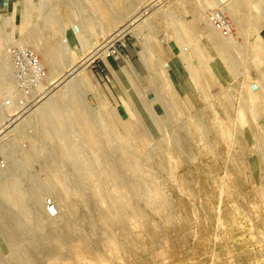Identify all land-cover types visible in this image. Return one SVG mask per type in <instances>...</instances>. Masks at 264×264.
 I'll list each match as a JSON object with an SVG mask.
<instances>
[{
  "label": "rangeland",
  "instance_id": "obj_1",
  "mask_svg": "<svg viewBox=\"0 0 264 264\" xmlns=\"http://www.w3.org/2000/svg\"><path fill=\"white\" fill-rule=\"evenodd\" d=\"M263 3L0 0V126L15 113L1 102L20 95L10 50L26 43L44 64V87L76 69L49 95L95 171L75 173L40 114L1 134L0 188L25 179L28 217L0 195V264H264ZM217 7L234 37L205 19ZM210 31L222 62L208 60L217 58ZM123 34L127 45L106 57ZM95 46L101 52L80 65ZM118 157L134 191L112 176Z\"/></svg>",
  "mask_w": 264,
  "mask_h": 264
},
{
  "label": "bare ground",
  "instance_id": "obj_2",
  "mask_svg": "<svg viewBox=\"0 0 264 264\" xmlns=\"http://www.w3.org/2000/svg\"><path fill=\"white\" fill-rule=\"evenodd\" d=\"M260 7H263V11L260 13V17H259L258 21L261 24V26H263V24H264V3ZM121 28H123V26H120V29ZM123 29H125V28H123ZM120 31H122V30H120ZM206 31H208V30H205V32ZM209 33H210V36L211 37H210V40L209 39L208 40L211 42L212 47H214V49H215V51L217 53V58H213V57L209 56L208 60L210 62L211 59H217L218 61L222 62L224 60V58H225V57L223 58V56L227 54L226 51H225V48L223 47V43H222V41L220 39H216L215 35L212 34L213 32L210 31ZM208 35L209 34H207V37H208ZM108 39H111V38H108ZM0 47H1V45H0ZM259 47H261V46H259ZM102 48H103V46H101V47L98 46V47L94 48L93 50H91L89 53H87L81 59L80 65H83L90 58L96 56L99 52H101ZM206 53H209V51L206 52ZM209 55H210V53H209ZM174 63L176 64L177 63V60H174ZM75 70H76L75 68H72L67 74H64V75L60 76L56 80H53V81L51 80V81L48 82V84L45 87L43 86V90H42L41 94L37 97V99H35V102L32 105L39 104V102H41L45 97H46V99L44 101H42L35 109H33L32 111H30L32 109L31 108L32 105H30L27 108H25V110H20V111L18 110L17 112H15L13 114H10L8 116V118L5 119V123L0 126V137H1V134H3L15 122L22 121V120L26 119L27 117H29L32 114H36V113L37 114H40V117L43 120L42 123L45 126L48 125L49 128H50V130H51V132L53 134H56L57 136H59L66 143V145H67L66 150L65 151H62V154L65 155L68 158L74 159V162L72 164H73L75 173L79 177L85 176V174H88V175H91V176H95V171L92 168L91 163L85 161L89 157L88 156L86 157L84 155L83 156L80 155V150H78L77 148L71 146V142H70V138L68 136V133L65 132V130H63V124H64L63 123V120L64 119H63V116L61 115V111H60V108H59L58 100L56 101L55 100L56 98L54 99L53 98V95H49L51 92H53V90H55L58 86H60L61 83H63L65 80H67L70 75L74 74V71ZM188 70L191 72L194 81L197 84H200V78H199V75H198L195 67L194 66L193 67H189ZM82 72H84V70ZM174 77L179 81V77H178V74H177V71H176L175 68H174ZM83 80H85V79H83ZM85 81H87V79ZM75 85L76 84H74V82H73V83H71L68 86L69 87L68 90L73 95L76 94V92H75ZM257 107L258 106H254L256 112L258 111V108ZM28 112H29V114H27ZM146 115L148 116V117L147 116L146 117L148 118L149 128L151 129L152 128V125L155 127V125L153 124L152 119L150 118V116L148 114H146ZM55 118H57V119L55 120ZM84 123H85V121H84ZM83 125H86V124H83ZM89 126L91 127V124L90 123H89ZM42 128H43V126H42ZM46 129H43V130H46ZM90 133H91V131H90ZM92 136H93V134H92ZM76 147H77V145H76ZM116 160H117V165L116 166L113 165V169H114L113 170L114 172H113V175H112L113 178H115L116 181H121V182L129 185L130 190L134 191L135 190V188H134L135 180L134 179H131V177L128 176L127 173H125L126 171H128V169L129 170L131 169L130 167H128L129 164L126 163V160L121 159V157H118ZM118 185L121 187L120 184H118ZM30 190H31V188H30ZM27 193H28V187H27V184L25 183V179L24 178H21L19 176H16V175L15 176H12L10 178L5 179L2 187L0 188V195L7 198L8 205L13 210H16V212L19 211L23 215L25 214V216L27 215V213H25L23 211L25 209L23 205H24V197L26 196ZM27 217H28V215H27ZM11 221H12V219H11Z\"/></svg>",
  "mask_w": 264,
  "mask_h": 264
},
{
  "label": "built area",
  "instance_id": "obj_3",
  "mask_svg": "<svg viewBox=\"0 0 264 264\" xmlns=\"http://www.w3.org/2000/svg\"><path fill=\"white\" fill-rule=\"evenodd\" d=\"M204 17L209 23L215 26L222 36L228 38L235 36L234 26L224 14L222 8L217 7L206 9ZM123 36H125V34L121 35V37L117 36L118 39H116L115 42L104 48L106 57L116 55L119 53V48L127 45L126 40H124V42L120 41ZM118 41L119 44H115ZM10 57L13 69V80L20 95L14 99L7 98L1 103L6 106H14V111L17 112L18 110H24L32 105L35 102L36 97L40 95L45 80V69L43 62L39 58L35 49L29 44L18 43L14 45L10 50ZM2 163L3 162L0 159V166ZM46 207L50 213L54 212V204L52 202H47Z\"/></svg>",
  "mask_w": 264,
  "mask_h": 264
},
{
  "label": "crops",
  "instance_id": "obj_4",
  "mask_svg": "<svg viewBox=\"0 0 264 264\" xmlns=\"http://www.w3.org/2000/svg\"><path fill=\"white\" fill-rule=\"evenodd\" d=\"M132 6H133V5L128 6V7H132ZM128 19H131V18H127V19L124 18L123 20L126 21V20H128ZM124 21H123V22H124ZM76 36H77V34H76ZM76 39H77V37H76ZM131 45H133L132 42H130V44H128V47H126L125 50H122V51H128V48L131 49Z\"/></svg>",
  "mask_w": 264,
  "mask_h": 264
}]
</instances>
